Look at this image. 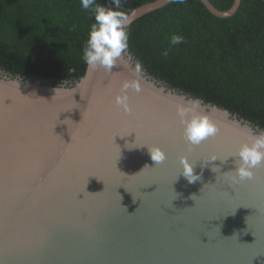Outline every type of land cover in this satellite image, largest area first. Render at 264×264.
<instances>
[{"label":"water","instance_id":"95a60500","mask_svg":"<svg viewBox=\"0 0 264 264\" xmlns=\"http://www.w3.org/2000/svg\"><path fill=\"white\" fill-rule=\"evenodd\" d=\"M172 1L135 8L126 30ZM201 1L219 17L242 2ZM125 81L141 86L128 90L127 113L114 103ZM192 101L219 131L190 148L177 109ZM261 131L153 78L128 47L111 71L88 67L75 84L0 69V264H264V166L239 184L221 175Z\"/></svg>","mask_w":264,"mask_h":264},{"label":"trees","instance_id":"16d2710c","mask_svg":"<svg viewBox=\"0 0 264 264\" xmlns=\"http://www.w3.org/2000/svg\"><path fill=\"white\" fill-rule=\"evenodd\" d=\"M156 0H121L127 14ZM115 7L111 0H97ZM221 10L235 0H211ZM95 22L80 0H0V69L75 84ZM128 48L153 78L213 103L264 131V0H242L231 16L201 0H174L135 20ZM180 35L179 44L171 37ZM167 52L165 56L164 53Z\"/></svg>","mask_w":264,"mask_h":264},{"label":"clouds","instance_id":"9594fccd","mask_svg":"<svg viewBox=\"0 0 264 264\" xmlns=\"http://www.w3.org/2000/svg\"><path fill=\"white\" fill-rule=\"evenodd\" d=\"M177 2L183 3V0H177ZM80 3L84 10L92 12L95 20L84 46L83 60L90 68H102L111 71L128 47L126 29L130 23V18L120 8L121 0H111L115 7H106L98 3L97 0H80ZM181 41L180 35L171 37V44L173 45L179 44ZM164 55L166 56L167 52ZM121 89V93L115 96L114 103L124 112H131L128 90L140 92L141 86L136 81H125L121 85ZM177 111L183 125V139L190 148L199 146L217 135L219 131L217 124L200 109L197 101H192L190 105L181 106ZM148 150L156 165L162 164L167 159L166 151L159 144L148 145ZM230 156L235 157L234 164L236 167L234 170L221 175L232 184L252 180L255 176V169L264 166V131L258 134H250L248 139L239 145L237 151L228 157ZM217 158L219 157L213 155L205 162L215 161ZM227 158L222 161H226ZM179 160L182 166L180 173L190 183L200 179L199 175L194 172V163L187 155L180 156ZM213 171L219 173L220 169L214 166ZM192 198L194 199V196Z\"/></svg>","mask_w":264,"mask_h":264}]
</instances>
